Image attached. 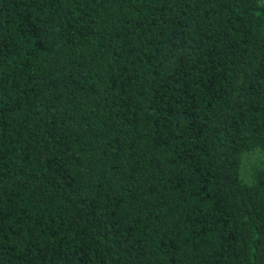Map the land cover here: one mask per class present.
<instances>
[{"label": "trees", "instance_id": "obj_1", "mask_svg": "<svg viewBox=\"0 0 264 264\" xmlns=\"http://www.w3.org/2000/svg\"><path fill=\"white\" fill-rule=\"evenodd\" d=\"M0 264H264V0H0Z\"/></svg>", "mask_w": 264, "mask_h": 264}, {"label": "rangeland", "instance_id": "obj_2", "mask_svg": "<svg viewBox=\"0 0 264 264\" xmlns=\"http://www.w3.org/2000/svg\"><path fill=\"white\" fill-rule=\"evenodd\" d=\"M251 156H247L245 163L243 165V174H248V170H249V160H251Z\"/></svg>", "mask_w": 264, "mask_h": 264}]
</instances>
